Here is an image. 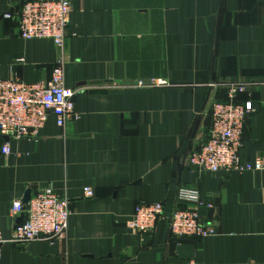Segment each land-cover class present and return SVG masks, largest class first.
<instances>
[{
    "label": "crops",
    "instance_id": "crops-1",
    "mask_svg": "<svg viewBox=\"0 0 264 264\" xmlns=\"http://www.w3.org/2000/svg\"><path fill=\"white\" fill-rule=\"evenodd\" d=\"M25 0H0V76L47 82L60 50L50 39L20 37L15 17ZM65 83L78 116H53L36 138L1 149L0 229L12 233L13 201L51 187L71 200L66 234L0 247V264H264V171L199 173L188 155L208 139L212 108L228 97L220 85L250 84L242 155L264 156V0H71ZM140 81L146 85H138ZM117 83L122 87L102 88ZM151 83V84H149ZM91 187L94 195L84 193ZM180 187L208 204L206 238L129 225L135 206L165 203L171 215Z\"/></svg>",
    "mask_w": 264,
    "mask_h": 264
},
{
    "label": "built area",
    "instance_id": "built-area-1",
    "mask_svg": "<svg viewBox=\"0 0 264 264\" xmlns=\"http://www.w3.org/2000/svg\"><path fill=\"white\" fill-rule=\"evenodd\" d=\"M71 11V0H25L20 10L5 15V18L17 19L21 38L50 39L60 50L53 75L47 82L26 83L16 77L4 79L0 76V136L7 139L1 152L5 155L11 153L9 140L38 137L51 116L59 127H66L71 119L78 116L75 95L94 88L76 89L65 83L66 39ZM146 84L143 81L138 83L141 86ZM220 85L228 89V100L214 102L210 136L198 150L190 152L187 157L189 165L199 173L264 171V156L246 161L242 155L245 121L255 109L251 101L242 103L236 98L248 91L250 84L226 80ZM118 87L122 86L117 83L102 86ZM84 193L91 197L94 190L88 186ZM177 203L178 206L167 216L165 203L141 201L136 204L129 225L136 233L142 234L155 231L158 224L166 221L172 235L178 238H206L217 233L216 227L202 218L201 209L208 204L197 189L180 187ZM11 214L20 220L14 224L9 237L4 236L0 229V247L5 243L26 246L37 240L55 242L68 230L71 200L46 187L31 194L26 203L22 199L13 201ZM169 264L206 263L189 260Z\"/></svg>",
    "mask_w": 264,
    "mask_h": 264
},
{
    "label": "water",
    "instance_id": "water-1",
    "mask_svg": "<svg viewBox=\"0 0 264 264\" xmlns=\"http://www.w3.org/2000/svg\"><path fill=\"white\" fill-rule=\"evenodd\" d=\"M30 197H31V193H30V191H27V193H26V194L24 195V197L22 198V201H23L24 203H26V202L30 199ZM19 220H20V218L17 219L16 223H18Z\"/></svg>",
    "mask_w": 264,
    "mask_h": 264
},
{
    "label": "trees",
    "instance_id": "trees-1",
    "mask_svg": "<svg viewBox=\"0 0 264 264\" xmlns=\"http://www.w3.org/2000/svg\"><path fill=\"white\" fill-rule=\"evenodd\" d=\"M222 100H224V101H227L228 100V98H225V99H222ZM237 101V100H236ZM238 102V101H237Z\"/></svg>",
    "mask_w": 264,
    "mask_h": 264
}]
</instances>
